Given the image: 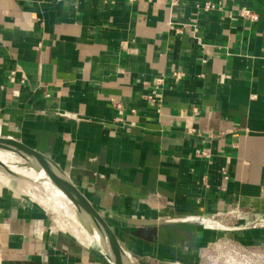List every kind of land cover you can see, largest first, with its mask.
Listing matches in <instances>:
<instances>
[{"label":"crops","instance_id":"obj_1","mask_svg":"<svg viewBox=\"0 0 264 264\" xmlns=\"http://www.w3.org/2000/svg\"><path fill=\"white\" fill-rule=\"evenodd\" d=\"M0 136L57 162L134 264H201L202 218L264 217V0H0ZM0 247L113 264L3 189Z\"/></svg>","mask_w":264,"mask_h":264},{"label":"rangeland","instance_id":"obj_2","mask_svg":"<svg viewBox=\"0 0 264 264\" xmlns=\"http://www.w3.org/2000/svg\"><path fill=\"white\" fill-rule=\"evenodd\" d=\"M2 189L29 197L48 207L55 224L60 229L74 234L73 228H80L81 219L77 217L71 202L66 201L60 192L61 196L58 202L53 195L44 190V187L23 182L6 173L0 166V190ZM36 191L39 193H37L38 195H44L45 199L37 198V195L34 194ZM258 216L257 214L250 217H245L243 214L238 215L237 218H233L236 219L234 221L236 226L230 232L224 225L226 223L220 221V232L207 243L201 264H264V217ZM209 225L213 229L217 227L216 224L209 223ZM85 237L84 241L89 243V236ZM94 246L96 247L97 244Z\"/></svg>","mask_w":264,"mask_h":264},{"label":"water","instance_id":"obj_3","mask_svg":"<svg viewBox=\"0 0 264 264\" xmlns=\"http://www.w3.org/2000/svg\"><path fill=\"white\" fill-rule=\"evenodd\" d=\"M0 150L17 154L24 160V166L29 168L26 171L18 170L0 160V166L6 173L21 181L52 185L62 191L74 205L77 217L85 220V228L95 237L109 260L113 264H134L105 215L95 207L57 162L11 136H0Z\"/></svg>","mask_w":264,"mask_h":264},{"label":"bare ground","instance_id":"obj_4","mask_svg":"<svg viewBox=\"0 0 264 264\" xmlns=\"http://www.w3.org/2000/svg\"><path fill=\"white\" fill-rule=\"evenodd\" d=\"M0 160L4 161L5 163L9 164L10 166L14 167L15 169L22 170V171L29 170V168H27L26 166H24V161H23L22 158L16 156L15 154H13V153H11L9 151L0 150ZM23 182L44 187L45 188L44 190L46 192H48V194L50 193L51 195H53L58 202H59V199H60V196H61L60 193H61L62 194V197L66 201H68L70 203V201L67 199V197L65 196V194L62 191H60L59 189H57L56 187L52 186V185H47V184H42V183H31V182H27V181H23ZM35 188H34V190H37ZM37 193H38L37 191L34 192V194L37 195V198L39 197L40 199H45L44 195H38L39 193L38 194ZM71 205L75 209V207H74V205L72 203H71ZM84 224H85V220H81L80 221V228L79 229L73 228L72 231H73L74 235L77 238H79V240H81L83 242H86V241H84L83 238H86L85 236H89V244H91V246L92 245L94 246V244H97V240L95 239L94 236H92L89 233V231L85 228V225ZM96 247H99V245L97 244Z\"/></svg>","mask_w":264,"mask_h":264},{"label":"built area","instance_id":"obj_5","mask_svg":"<svg viewBox=\"0 0 264 264\" xmlns=\"http://www.w3.org/2000/svg\"><path fill=\"white\" fill-rule=\"evenodd\" d=\"M206 7L207 8H214L215 6L212 3H207V6ZM243 14L252 17L249 10H246L245 9V11L243 12ZM176 76H177V78H179V74H177ZM44 207H46V206L44 205ZM46 208H48V207H46ZM202 221L203 222L207 221L208 223L216 224L217 226L220 225V222L218 220H216L214 216L213 217H209L207 219L206 218H202ZM0 256H1V247H0ZM0 259H1V257H0Z\"/></svg>","mask_w":264,"mask_h":264}]
</instances>
